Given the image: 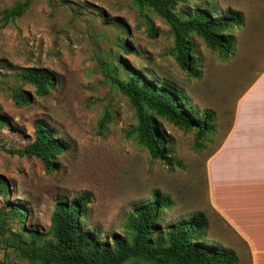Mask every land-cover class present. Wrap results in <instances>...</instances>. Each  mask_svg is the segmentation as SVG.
I'll list each match as a JSON object with an SVG mask.
<instances>
[{
    "label": "rangeland",
    "instance_id": "374dc122",
    "mask_svg": "<svg viewBox=\"0 0 264 264\" xmlns=\"http://www.w3.org/2000/svg\"><path fill=\"white\" fill-rule=\"evenodd\" d=\"M19 1L0 0V119L7 121L0 125V177L10 190L0 194V264H43L32 254L55 250V202L83 195L80 223L101 242L123 234L127 216L157 195L170 206L157 219L154 240L202 214L206 243L231 250L233 264H264V0L176 4L180 17L195 6L241 13L227 57L190 36L197 77L171 54L174 36L165 20L132 0H31L22 16L4 24V13ZM104 66L124 80L138 72L170 85L199 115L212 112L215 127L199 148L194 129L156 117L168 156L182 166L152 158L139 140L134 108ZM32 67L57 76L46 96H36L20 76ZM18 89L31 95L28 104H14ZM35 120L65 146L52 173L36 158L8 152L31 142ZM13 203L27 209L24 221L12 216ZM124 264L151 263L133 257Z\"/></svg>",
    "mask_w": 264,
    "mask_h": 264
},
{
    "label": "trees",
    "instance_id": "16d2710c",
    "mask_svg": "<svg viewBox=\"0 0 264 264\" xmlns=\"http://www.w3.org/2000/svg\"><path fill=\"white\" fill-rule=\"evenodd\" d=\"M132 1L140 9L150 8L170 26L174 36L171 54L179 67L192 76H199L198 70L194 68L193 45L190 40L192 34L201 37L221 57L229 56L234 50L235 37L231 35L230 29L241 23L240 12L229 8L219 10L195 6L186 16L180 17L175 13V6L185 0ZM30 5L31 0L17 2L4 13V24L22 16ZM104 70L134 108L139 140L152 158L169 165L182 166L180 160L168 156L167 138L156 122V117L185 130L194 129L195 148H199L201 140L214 129L212 112L206 111L199 115L188 104L185 96L170 85H156L138 72L124 80L108 73L105 66ZM20 76L34 87V93L39 97L46 96L58 82L56 74L45 68H27ZM31 100V95L23 89L13 93L16 106L26 105ZM6 123L5 119H0L1 126ZM64 149L55 131L44 121L35 120L31 142L21 148L9 149L8 152L20 157L36 158L47 173H52L58 167L56 158ZM9 192L7 180L0 177V194L8 196ZM86 200L83 195L73 200L64 198L55 202L52 214L55 250L45 255L34 252L32 256L43 264H124L133 257L142 258L151 264H233L236 261L231 250L206 243L207 222L202 214H195L179 227L173 228L166 240H154L152 236L157 229V219L162 210L170 206L167 197L159 198L155 195L150 202L135 208L125 220L123 234L110 235L104 242L99 240L96 231L87 230L80 223L83 221ZM11 212L19 221H24L27 215V209L20 203H13ZM0 232H4L1 224ZM195 234L205 242L198 239L194 242Z\"/></svg>",
    "mask_w": 264,
    "mask_h": 264
},
{
    "label": "crops",
    "instance_id": "0c3cea01",
    "mask_svg": "<svg viewBox=\"0 0 264 264\" xmlns=\"http://www.w3.org/2000/svg\"><path fill=\"white\" fill-rule=\"evenodd\" d=\"M262 77H264V73L262 74Z\"/></svg>",
    "mask_w": 264,
    "mask_h": 264
}]
</instances>
